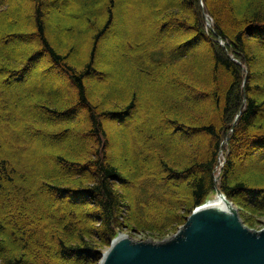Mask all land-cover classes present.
<instances>
[{
    "label": "rangeland",
    "instance_id": "1",
    "mask_svg": "<svg viewBox=\"0 0 264 264\" xmlns=\"http://www.w3.org/2000/svg\"><path fill=\"white\" fill-rule=\"evenodd\" d=\"M64 1L47 0L48 8L45 13L49 27L54 30L52 34H54L55 39L57 37L61 39V45H57L61 53H66L70 46V40L62 37L63 27L69 28L72 25L76 29H80V31H86L88 26L85 20L92 17V12L98 11L102 3L107 2V0H99L98 2H89L87 4L85 2L78 3L76 2L77 0H68V3ZM115 1L117 3L115 24L101 42L95 65L97 73L88 77V89L93 103L98 104L100 99L106 96L103 95L101 82L97 80L99 75L106 78L107 81L110 80L108 82L110 84L108 93H113L120 99L128 94L129 88L132 85L138 84L141 86L142 90L139 94L141 103L137 112L130 118L109 116L104 120V127L107 130L109 138L108 145L105 147L109 162L119 167L126 177H129L131 174L135 175L138 169H142L144 172L140 170L141 177L135 182L130 180L133 183L128 184L125 189L120 184H114L116 188H119L118 190H121L127 196L128 200L121 208V219L119 220L121 229L115 232L113 238H117L120 233L139 239L156 238L184 229L195 206L192 207L190 205L191 201L187 193H185L188 191V179H183V181L180 180L178 182L171 180L169 177L163 178L165 176L162 175L160 166L152 158L154 156L161 157V153L157 152V148L154 145L149 144L148 146V143H143L137 137H133L132 132H138V129L142 127L149 131L152 130L164 136L166 143L170 146L177 145L178 149L187 151V153L193 154L194 156V146H196L195 144L200 145L201 136L196 132L173 131L167 127L164 123L165 121L157 116V106L163 104L162 101L165 99L167 101L170 100L169 102L172 104L177 103L180 98L178 97L179 95L185 99L193 100L196 104L204 106L209 111L211 109V112H213V103L209 98L206 100L202 96H194L190 88L180 89V91L176 92L163 88L164 95L151 92L147 85L149 81L145 79L144 82H140L136 77L137 73L135 69L130 66L129 62L127 64L121 62L124 57L121 50L125 46L130 57L136 60V63L141 62L145 64L148 62L147 58L141 60L140 50H138L142 45V37H145L147 35L146 33L159 30V38L156 43L150 44L155 51L160 52L164 50V54L167 56L169 46H173L176 49L175 52L187 60V65L199 67L203 61L204 50L208 46V42L214 41L216 38L213 29L214 25H211L212 22H202L197 16V20L202 29L195 35L200 36L202 39L197 40L196 43L199 42L197 45L190 44L186 47L194 32H187L175 25L171 26L169 24V27L167 25L165 26L166 23H163V21L158 27L152 26L149 12L152 11L158 15L161 12L150 8L152 2L157 0ZM181 1L166 0L167 4H171L173 7L180 5ZM242 1L247 6H244V9L236 14L237 18L245 16L247 13L245 11L251 7L248 0ZM7 2L9 5L11 4V8L8 19L6 18L3 21L12 25L11 27L13 29L8 30L0 26V52L4 56L8 55L12 59L14 58L18 62L14 63L17 65L13 66V74L6 75L5 73H0V159H7L17 170L19 173L17 177L18 186L27 190L26 197L29 201L26 204L14 203V207L8 213L7 217L2 214L0 215V228L2 227L4 229L0 230V246L4 248V251L0 249V264H5L7 254L12 256L22 255L26 259L27 264H102L112 245V240L106 242L100 240L98 237H90L89 243L95 242V245H92L96 249L94 254H90L94 257V260L89 263H84L83 258L77 261L73 257L62 261V259L57 257V254L54 257V253H46L51 255L52 258L57 259V263H55L53 260L47 261V255L45 256L43 253H39L34 249L24 255L20 252V248L16 247L11 239L8 238V234L15 230L20 233V231H29L31 229L32 231L29 232L30 234L32 233L36 242L39 241L41 244L44 243L46 247H51L53 243L50 241V236L54 232L52 225H58L59 219L65 225L68 223L70 217V221H72V223L69 222L70 225H76L81 229L88 230V232L91 227L99 225L97 223L93 225L90 222L84 224L85 219L82 217V213H87L88 210H95L93 205L84 207L82 204V200L85 199L84 196H75L74 193L67 194L68 196L61 201L60 199L53 198L51 195H44L42 191L37 190L35 183L43 184L45 182L44 179L47 178L45 176H48L49 173L59 175L70 169L65 165H59V162H57L58 159L71 163L72 167L79 165V163L84 164L83 158L80 155L92 150L91 144L94 138L87 132L85 127V122L88 117L86 108L81 105L66 109L70 102L69 98L77 93L75 86L71 83L67 75L58 71V68L52 64L51 59L41 51L38 46L39 44H37V39L35 38L32 41L27 37L33 32L31 16L34 4L32 0H7ZM60 2H64V4H58ZM205 3L210 4L208 0H205ZM70 6H73V10L67 9ZM97 21L98 24L102 23L100 17H98ZM252 25L254 24H249L246 27L245 38L250 42L251 48L259 53V60L253 66L254 73H257L259 77H263L264 46L257 42V38L248 33V29ZM234 32L235 30L232 28L229 34L232 35ZM259 35L264 37V33H259ZM126 40L131 41L132 44L124 43L127 42ZM72 41L78 45L74 64L81 68L86 61L89 40L79 38ZM219 45H223L225 50L233 55L231 53L233 52V46L230 41L228 43L220 42ZM234 56L241 64L244 63L241 58L239 59L236 55ZM164 60L165 58L162 59V61ZM20 64L21 66H19ZM248 74L249 71L245 64L244 77L247 78ZM177 77L179 78L180 75ZM259 77L258 80H261ZM168 79L167 75L162 77L161 82L159 80V85L164 86L163 81ZM179 79L182 80L181 78ZM263 87L264 83L260 82L259 88L261 89ZM255 95L264 100V91L256 90ZM61 100H64L66 103L62 104L60 102ZM119 102V109L123 110L127 105L121 100ZM51 103L54 106H51ZM174 106L176 105L174 104ZM45 109L66 110L67 114L62 117H51ZM258 116L259 120L263 121L264 110ZM32 118L40 120L45 126L30 123L29 120ZM211 118L214 117L211 115ZM126 121L127 123H125ZM234 124H236L235 121L232 124V128ZM231 131L221 142V151H219V154L223 157L226 156V152L232 145L230 144ZM192 142L195 143L193 144ZM256 145L261 146L260 153L255 148L249 151L248 154L237 152V156H234V163L238 167L237 173L241 177L254 174L255 169L260 170L264 168V151L262 150L264 149V142L263 145L258 143ZM158 149L160 148L158 147ZM151 150L153 151L151 152ZM166 161L169 162L167 159ZM179 163V161L176 162L174 166L180 168ZM171 164L173 163L171 162ZM179 170L181 171L182 169L180 168ZM219 173L222 172L219 171ZM145 174L149 176L148 179H142ZM77 175L75 173L74 176L76 177ZM155 177L160 180L162 179V185L166 186L165 189L169 193L167 196H164L166 202L163 206L159 203L157 204L155 201H152L150 204V201L147 200L144 203L140 193L142 189L147 192L155 191L153 187L154 183L152 184ZM63 186H67V184H63L61 187ZM172 191H176V193L179 191L180 195L173 198L170 195ZM240 191L239 193H235L234 200L231 204L238 209L237 211L243 223L255 232L260 233L264 229V206H261L264 203V194L262 196H256L244 189ZM72 199L73 202H68ZM174 200L180 202V206L172 213L169 204H173ZM172 214H174V217L182 218L183 221H180L181 223L178 225H172L171 223L167 231L163 230L165 223ZM136 218L139 224H134ZM148 222L150 226L145 227ZM30 223L35 226H31ZM182 223L184 224L181 225ZM60 232L59 229H55L54 233L59 234Z\"/></svg>",
    "mask_w": 264,
    "mask_h": 264
},
{
    "label": "trees",
    "instance_id": "2",
    "mask_svg": "<svg viewBox=\"0 0 264 264\" xmlns=\"http://www.w3.org/2000/svg\"><path fill=\"white\" fill-rule=\"evenodd\" d=\"M95 1L98 2L99 0H77L76 2H85L88 4L89 2L93 3ZM208 1L210 4H206V11L216 21L215 29L217 35L231 42L233 52L239 59H242V62L248 68L249 74L246 80H244V72L241 66L230 60L225 49L210 42H208V46L204 50V58L199 67L187 65V60L176 53V49L173 46H169L167 56L164 54V50L160 52L155 51L150 44L156 43L159 38V30L146 33L147 35L142 37V45L138 50H140L141 60L147 58L148 62L145 64L141 62L136 63V60L130 57L126 47L121 48L122 55H124L121 62L123 64L129 62L130 66L135 69L137 73L136 77L140 82H144L145 79L148 80L149 83L147 85L151 92L164 95L163 88L174 92L180 91V89L190 88L194 96H202L206 100L209 98L213 103V112H211V109L209 111L204 106L196 104L193 100L185 99L179 95V103L175 102L172 104L169 102L170 100L167 101L165 99L162 101L163 104L157 106V116L165 121L164 123L167 127L173 131L196 132L201 136L200 145L195 144L196 146H194V156L193 154L187 153V151L178 149L177 145L170 146L166 143L164 136L152 130L149 131L142 126V128L138 129V132H132L133 137H137L143 143H148V146L149 144L154 145L157 148V152L161 153V157L154 156L152 158L160 166L162 175L165 176L163 178L169 177L171 180L178 182L180 180L183 181V179H188V191L185 193H187L192 207L202 205L206 198L214 192V170L218 163L221 142L224 137L230 134L232 124L238 112L240 110L242 111V109V115L233 128V134L230 135V144L232 145L221 182L222 191L231 201L234 200L235 193H239L243 189L256 196H262L264 194V168L260 170L255 169L254 174L241 177L237 173L238 167L234 163V156H237V152L248 154L249 151L256 148L260 153L261 146H255V144L263 145L264 142L261 141L264 140V120H259L258 116L264 110V100L255 95L256 90L264 91V87L259 88V83H264V75L263 77H259L257 73H254L253 66L259 60V53L251 48L250 42L245 38L246 27L249 24H259L257 28L260 24H264V0H248L251 7L245 11L247 13L242 18H237L236 14L240 13L244 9V6H247L244 1ZM32 3L34 4L31 16L33 32L27 37L32 41L35 38L37 39V44H39L38 46L41 51L51 59L52 64L58 68V71L67 75L71 83L75 86L77 93L69 98L70 102L66 109L81 105L86 108L88 117L85 122V127L87 132L94 138L91 144L92 150L86 152L88 154L80 155L83 158L84 164L79 163V165L72 167L71 163L57 158L59 165H65L70 169L59 175L47 173L48 176H45L47 178L44 179L45 182L43 184H35L37 190L42 191L44 195H51L53 198L60 199L61 201L68 196L67 194L74 193L75 196H84L85 199L82 200L84 207H89L90 205L95 207V210H88L87 213H82V217L85 219L84 224L90 222L93 225L97 223L99 226L91 227L88 232V230L81 229L76 225H70L72 223L70 217L68 223L65 225L59 219V224L52 226L54 227V232L55 229H59L61 232L55 234L52 231L50 241L53 245L51 247H46L44 243L41 244L39 241L36 242L32 233L30 234L29 232L32 231L31 229L29 231H20V233L15 230L8 234V238L11 239L16 247L20 248V252L24 255L34 249L39 253H43L45 256L47 255V261L53 260L57 263V259L54 258L56 254L62 261L70 257L79 261L82 258L84 260L86 255L95 253L96 248L92 245L95 242L89 243L90 237H98L102 241L110 242L114 239L115 232L121 229L119 222L121 219V208L128 198L114 184H120L125 189L128 184L137 181L141 177L140 170L142 171V169H138L135 175L131 174L129 177H126L119 167L109 162V157L105 152L109 138L107 130L104 127V120L109 116H123L127 118L133 116L141 103L139 94L142 88L140 85L134 84L129 88L128 94L120 99L113 93H108L110 89L108 82L110 80L107 81L106 78L99 75L97 80L101 82L103 95L106 96H103L104 98L100 99L98 104L93 103L91 99L87 83L88 77L97 73L95 65L101 42L115 24L117 6L115 0H107V2L102 3L98 11L92 12V17L85 20L88 26L86 31H80V29H76L72 25L69 28L63 27L62 37L70 40V46L66 53L59 52L57 45H61V39L59 37L55 39L54 34H52L54 30L49 27L45 18L46 9L48 8L47 0H32ZM10 5L7 0H0V26L8 30L13 29L11 27L12 25L3 20L8 19ZM150 8L159 10V12L161 11L160 13L158 12L159 15L152 11L149 12L152 26L154 27H158L163 21V23H166L165 26L167 25L169 27V24L171 26L175 25L187 32H194L193 34H197L202 29L197 20L200 11L198 0H182L181 4L176 7L167 4L166 0H157L152 2ZM67 9L73 10V6ZM196 12L198 13L196 14ZM98 17L102 20L101 24L97 23ZM232 28L235 30L232 34L233 36L229 34ZM196 36L197 39H202L200 36ZM79 38L89 40L88 54L81 68L74 64L78 45L72 41ZM203 39L205 40L204 37ZM54 40L55 42H53ZM124 43L132 44L129 40ZM7 56H4L0 52V73L11 75L14 73L13 66L17 65L14 63L18 61ZM163 58H165L164 61H162ZM178 74L182 80L177 77L179 76ZM166 75L167 79H169L163 81L164 86H160L161 78ZM258 77L261 80H258ZM119 100L127 105L123 110L119 109ZM60 102L62 104L66 103L64 100ZM51 106H54L53 103H51ZM45 111L51 117H62L67 114L66 110L45 109ZM211 115L214 118H211ZM29 122L45 126L43 122L33 118ZM192 143L194 144L195 142ZM262 150L264 151V149ZM178 161L180 162L179 167L182 169L181 171L178 166H174ZM75 173L78 174L76 177L74 176ZM18 176L19 173L7 159H0V215H5V217L13 209L14 203L26 204L29 201L26 197L27 190L18 186ZM148 178L149 176L145 174L142 179ZM130 180H133V182ZM162 182V179L160 180L155 177L152 181L155 191L147 192L143 191L144 189L140 191L144 203L148 200L150 204L152 201H155L161 206L164 205L166 202L164 196H167L169 193L165 189L166 186L162 185ZM63 184H67V186L61 187ZM179 191H177L178 193L172 191L170 195L176 198L180 195ZM68 202H73V199ZM169 206L170 211L173 213L180 206V202L174 200V203L169 204ZM261 206H264V203ZM173 215L165 223L163 230L167 231L171 223L172 225H178L181 223L180 221H183L182 218L174 217ZM135 220L134 224H139L138 219L136 218ZM31 226L35 225L31 224ZM148 226H150L149 222L145 227ZM0 230L4 229L1 227ZM0 249L4 251V248L1 246ZM46 253H54L55 256L52 258L51 255ZM6 256L5 264H27L26 259L22 255L12 256L7 254Z\"/></svg>",
    "mask_w": 264,
    "mask_h": 264
},
{
    "label": "water",
    "instance_id": "3",
    "mask_svg": "<svg viewBox=\"0 0 264 264\" xmlns=\"http://www.w3.org/2000/svg\"><path fill=\"white\" fill-rule=\"evenodd\" d=\"M198 209L182 230L156 238L119 234L102 264H264V229Z\"/></svg>",
    "mask_w": 264,
    "mask_h": 264
},
{
    "label": "bare ground",
    "instance_id": "4",
    "mask_svg": "<svg viewBox=\"0 0 264 264\" xmlns=\"http://www.w3.org/2000/svg\"><path fill=\"white\" fill-rule=\"evenodd\" d=\"M64 2L68 3V0H65ZM64 2H60L58 4H61V3L64 4ZM198 5H199V8H200V11L198 13V17L200 18V20L202 22H204V23L205 22H212L211 25L212 26L214 25L213 29H214V35H215L216 38H215L214 41H210V43H212V44H214V45H216L218 47H222L224 49V46L223 45H219V43L220 42L228 43L229 41L223 39L222 36H218L217 35L216 29H215L216 28L215 27L216 21H215L214 17L208 11H206L207 6H206V3H205V0H198ZM258 25L259 24L252 25L248 29V33L251 36H254L255 38H257V40H258L257 42H259L262 46H264V37H261L259 35V33H264V24H260V26L257 28ZM194 35L191 36V38L189 39L190 41H189L188 45H190V44H192V45L196 44L197 45L199 43V42L196 43L198 39L196 38L197 36L196 35L194 36ZM225 52L227 53V55L230 58V54L226 50H225ZM231 53H233V55L231 54L233 56V59L237 60L236 57L234 56L235 53L234 52H231ZM230 60H232V59L230 58ZM234 60H232V61H234ZM125 123H127V121ZM207 205L208 206L205 208L204 211H215V212H218L219 214L229 215V216L233 217L234 219L238 220L239 222L243 223V220H242L239 212L237 211L236 207L232 206L230 203H228L222 197H216V198L212 199L210 202L207 203ZM93 260H94L93 256L86 255V258H84L83 261H84V263H89L90 261H93Z\"/></svg>",
    "mask_w": 264,
    "mask_h": 264
}]
</instances>
